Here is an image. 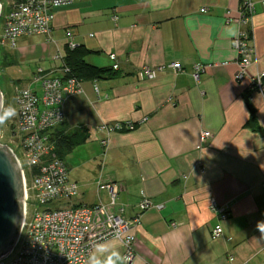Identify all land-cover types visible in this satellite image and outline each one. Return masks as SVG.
Masks as SVG:
<instances>
[{
	"label": "crops",
	"instance_id": "obj_1",
	"mask_svg": "<svg viewBox=\"0 0 264 264\" xmlns=\"http://www.w3.org/2000/svg\"><path fill=\"white\" fill-rule=\"evenodd\" d=\"M241 2L80 0L58 11L51 36H43L48 47L32 50L50 64L39 69L52 70L56 52L69 51L71 32L89 53L86 62L107 72L80 82L82 93L66 100V120L55 133L90 134L71 154H78L75 169L83 162V206L69 207L109 205V191L100 189L107 185L120 189L117 202L127 207V220L139 214L142 194L163 206L141 215L130 264H264V233L257 227L264 222V94L250 93V106L246 98L255 78L264 75V0H252L254 63L237 81L233 41L240 26L234 20ZM172 63L182 71L169 69ZM198 67L204 71L195 79ZM145 68L156 72L154 79ZM118 123L135 129L109 137L98 131ZM203 132L211 134L205 143ZM212 199L229 212L219 240L212 238ZM124 255L113 239L98 245L90 262L128 264Z\"/></svg>",
	"mask_w": 264,
	"mask_h": 264
},
{
	"label": "built area",
	"instance_id": "obj_2",
	"mask_svg": "<svg viewBox=\"0 0 264 264\" xmlns=\"http://www.w3.org/2000/svg\"><path fill=\"white\" fill-rule=\"evenodd\" d=\"M3 1L0 0V20L3 19L0 46L15 51L22 38L50 37L58 11L80 0H7L6 7ZM254 14L252 0H242L239 16L234 20L240 26L233 41L239 58L237 81L246 78L254 63ZM67 39L70 51L79 48L71 32H67ZM110 58L117 62L115 55ZM53 60L58 67L49 71L38 69L29 85L15 90L18 114L14 138L18 141L17 149L22 152V158L11 149L19 160L24 177V220L17 244L0 259V264H91L97 246L113 239L123 245L124 260L130 264L136 257L135 229L141 215L153 208L161 210L163 206H155L142 194L136 206L139 214L136 219L127 220V207L118 204L120 189L115 185L100 186V189L109 191V205L62 206L78 196L79 187L70 179L66 160L58 154L55 130L66 120V100L82 91L80 81L71 77L70 69L65 66L64 54L58 50ZM118 68V65L114 66V70ZM168 68L176 73L182 71L178 63H172ZM157 71L162 72L164 68ZM202 71V67L196 68L195 79ZM144 73L148 79L156 76L150 68H145ZM263 81L264 75H258L253 87L264 94ZM134 129L132 123H118L103 125L98 131L109 137L116 132ZM210 137V133L203 132L201 142L205 143ZM2 139L1 133L0 144ZM108 142L106 139L101 143L105 149ZM209 209L217 220L212 238L219 240L224 236L223 225L229 219V212L216 199L211 200ZM172 226L177 227L176 224Z\"/></svg>",
	"mask_w": 264,
	"mask_h": 264
},
{
	"label": "rangeland",
	"instance_id": "obj_3",
	"mask_svg": "<svg viewBox=\"0 0 264 264\" xmlns=\"http://www.w3.org/2000/svg\"><path fill=\"white\" fill-rule=\"evenodd\" d=\"M7 0L3 1L6 7ZM3 34V19L0 20V39ZM48 42L45 41L43 36L31 37L28 41L20 40L18 47L15 51H11L9 48H2L0 46V90L3 94V109L9 106L15 109V115L5 121L4 124H0L1 133L3 139L1 144L14 149L17 155L22 158V152L18 150V141L14 138V127L17 124V106L15 102V90L19 86H26L27 80H32L34 71L39 68H47L50 66L49 62L40 59L37 56H32V50L39 49L43 46L48 47ZM50 56L54 54L55 48L51 47ZM27 52L26 59H20L19 54ZM18 55L16 61L15 55ZM32 78V79H31ZM2 109V111H3ZM69 155L66 159L68 168L71 170L70 179L74 182H78L79 193L78 196L73 198L69 203H62V206H83V162L80 165V169H75L74 165H78L76 157ZM79 166V165H78ZM82 167V168H81ZM76 180V181H75ZM64 204V205H63Z\"/></svg>",
	"mask_w": 264,
	"mask_h": 264
},
{
	"label": "water",
	"instance_id": "obj_4",
	"mask_svg": "<svg viewBox=\"0 0 264 264\" xmlns=\"http://www.w3.org/2000/svg\"><path fill=\"white\" fill-rule=\"evenodd\" d=\"M3 103L0 90V111ZM24 197V177L19 160L10 147L0 144V259L13 250L20 238Z\"/></svg>",
	"mask_w": 264,
	"mask_h": 264
},
{
	"label": "trees",
	"instance_id": "obj_5",
	"mask_svg": "<svg viewBox=\"0 0 264 264\" xmlns=\"http://www.w3.org/2000/svg\"><path fill=\"white\" fill-rule=\"evenodd\" d=\"M88 55L89 53L82 47H79L74 51L69 50L64 55V63L65 66L70 69V76L76 78L80 82L96 80L101 78L103 74L107 73L97 67L89 65L85 60ZM253 91H257V89L253 87V89L246 95L248 105V97ZM251 112V124L254 125L256 124V119L253 109H251ZM56 137L58 154L62 159L66 160V158L76 149L84 146L88 142L90 134L87 129H79L73 134L59 133Z\"/></svg>",
	"mask_w": 264,
	"mask_h": 264
},
{
	"label": "clouds",
	"instance_id": "obj_6",
	"mask_svg": "<svg viewBox=\"0 0 264 264\" xmlns=\"http://www.w3.org/2000/svg\"><path fill=\"white\" fill-rule=\"evenodd\" d=\"M229 34H236L235 29H228ZM15 115V109L11 108L10 106L8 108L3 109V111H0V124H4L6 120L11 118ZM258 229L261 233H264V222H260L257 225Z\"/></svg>",
	"mask_w": 264,
	"mask_h": 264
}]
</instances>
